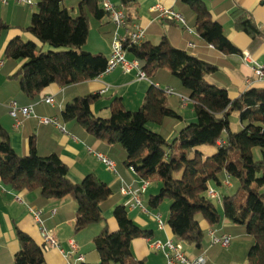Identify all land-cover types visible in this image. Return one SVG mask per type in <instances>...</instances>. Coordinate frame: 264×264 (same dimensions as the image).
I'll use <instances>...</instances> for the list:
<instances>
[{
  "label": "trees",
  "instance_id": "trees-1",
  "mask_svg": "<svg viewBox=\"0 0 264 264\" xmlns=\"http://www.w3.org/2000/svg\"><path fill=\"white\" fill-rule=\"evenodd\" d=\"M34 2L36 12L21 30L40 46L16 37L4 52L7 62H22L12 76L20 91L35 100L52 84L68 88L104 74L109 59L82 49L88 38L89 18L101 21L109 17L101 1L79 0L75 16L62 0ZM129 3L130 0H121L124 8ZM175 6L203 46L211 45L219 55L240 54L224 35L221 21L212 18L202 0H175ZM223 7L228 8V4ZM229 19L237 32L252 41L259 38L260 31L248 12L233 9ZM7 28L0 23V30ZM45 45L48 51H42ZM125 48L152 82L141 106L128 111L121 99H115L110 104L109 117L98 118L91 111L96 96H86L65 104L62 121H74L82 138L109 148L105 155L115 162L116 171L132 169L139 179H159V191L149 198L148 206L156 209L163 200L171 202L167 225L177 241L201 254L206 233L200 227V219L213 228L225 220L229 226L220 229L221 234L245 240L243 255L240 257L235 248L231 249L233 240L227 250L214 246L207 254H218L216 264H264V90L249 89L231 100L226 89L209 79L217 76L216 64L174 48L165 38L157 45L142 41ZM165 88L188 99L195 115V121L177 132L174 128L182 117L168 106ZM232 113L244 125L238 132L230 130ZM149 124L158 127V131L148 129ZM30 146L29 155H18L0 127V181L15 191L37 193L32 205L36 208H43L51 200L71 197L76 206V231L99 223L102 214L117 201L110 187L94 174H88L78 184L71 183L68 169L57 155L40 157L32 142ZM202 146L215 147L216 152L202 159L198 150ZM254 148L261 150L259 160L253 157ZM188 153L193 157L189 158ZM177 174L181 177L176 178ZM222 175L239 182L234 194L220 199L223 218L206 195L212 184H222ZM113 217L117 231L104 229L94 241L97 264H144L135 261L130 245L134 239L149 237L151 232L137 226L123 205L114 208ZM16 237L19 250L14 264L45 263L41 246L19 230Z\"/></svg>",
  "mask_w": 264,
  "mask_h": 264
},
{
  "label": "crops",
  "instance_id": "crops-1",
  "mask_svg": "<svg viewBox=\"0 0 264 264\" xmlns=\"http://www.w3.org/2000/svg\"><path fill=\"white\" fill-rule=\"evenodd\" d=\"M108 1L116 7L122 6L121 0ZM202 1H206L204 3L212 18L221 21L224 35L240 51L239 55L216 54L211 45L207 47L202 45L194 28L186 25L192 32L188 33L179 23L167 21L151 11L152 7L160 5L179 14L176 10L175 0H130L129 5L123 7V11L127 15L129 29H133V27L145 29L144 42L148 41L153 45H157L162 38H165L174 48L186 51L192 56L205 58L216 64L218 66L217 76L209 79L217 86L226 89L231 100H235L249 89L262 90L261 86L247 84V81H255L252 71L254 63L264 66V0H222L220 3H216L217 0ZM62 4L64 6L63 0ZM224 4H228V8H224ZM236 8L251 15L260 31V36L256 41H252L246 34L237 32L233 28L229 14ZM71 11L75 12L74 8H71ZM34 12L36 10L27 5L15 2H9L6 5L0 3V23L8 26L7 29L0 30V61L4 62L3 67H0V127L8 136L12 149L18 155H29L32 142L38 156L47 157L52 154L58 156L59 160L68 169L67 178L71 183L78 184L88 174H94L110 187L112 197H117L116 203L102 214V220L99 223L80 231L75 230L74 214L76 206L71 197L66 196L59 200H51L46 206L40 208L43 211L44 225L53 231L60 250L64 253L69 252L68 243L71 240L77 245V251L69 255L61 253L57 249L44 252V264H97L99 256L95 250L94 241L104 229H107L110 233L117 231L118 226L113 217V210L118 205L127 208L128 216L137 226L151 232L149 237L137 238L131 242L130 248L135 261L144 264H164L163 259L162 262L156 263V257L161 255L162 251L155 249V243H165L168 240L176 242L177 240L174 238L167 222L166 224L163 223L161 214L148 206L151 197L149 193L154 190L156 194L155 191L159 190L160 182L153 186L152 179H150L144 192L139 191L138 197L145 210L130 208L128 205L130 202L129 197L120 194L122 181L127 185L132 184L133 188L138 190L143 185L142 179L124 168L117 169V174L109 171L87 149L89 147L92 151L105 155L109 152V148L99 141H94L88 137L82 138L83 133L76 127L74 121L64 122L61 118V112L67 102L86 96H96L91 111L98 118L109 117V107L115 99H121L126 110L135 111L141 106L146 92L152 86V82L146 76L144 79L138 78L136 71L126 74L120 68H116L93 80L68 88H61L56 84H52L44 89L35 100H30L20 91L18 81L12 77L20 68L22 62H7L4 58V52L7 44L16 37H20L21 40L25 37L28 41L40 46L30 34L21 30L29 25ZM98 22V26L101 27L100 33L107 40L108 46L106 52L100 50L97 54H103L109 59L115 27L108 16ZM123 32V30H120L119 34L123 35ZM189 43H193L195 48H189ZM48 49L49 47H42V51ZM245 53L249 56L247 62L244 61ZM126 55H128V60H134L129 53H126ZM49 96L54 97L56 101L54 107L41 102V99ZM12 100L22 107L33 105V111L38 118L50 119L54 123L42 124L39 123V119L30 117L24 119L22 125L15 129L13 127L14 121L9 116L6 108V104ZM167 103L182 117V121L175 125V132L186 124L195 121L190 102L184 103L176 96H169ZM174 134H171L170 138ZM225 179H228V177H225ZM225 186L228 189L232 188L227 180H225ZM36 199L37 193L15 191L11 186L0 181V264H14L15 255L19 250L16 237V231L18 230L27 234L38 246H41L39 226L29 212V208L32 207ZM156 215L160 216L161 226L155 220ZM199 222L200 227L206 233L205 241L208 245L204 246L201 254L193 249L184 252L190 258L204 255L206 264H216L218 254L214 252L207 254L210 250L207 232L211 229L220 230L228 227L229 223L224 220L221 225L213 228L202 220ZM244 244L245 240L235 238L231 249L235 248L238 256L241 257ZM184 247L190 246L184 244ZM79 255L83 257V262L75 261Z\"/></svg>",
  "mask_w": 264,
  "mask_h": 264
},
{
  "label": "built area",
  "instance_id": "built-area-1",
  "mask_svg": "<svg viewBox=\"0 0 264 264\" xmlns=\"http://www.w3.org/2000/svg\"><path fill=\"white\" fill-rule=\"evenodd\" d=\"M9 2H15L18 4L27 5L32 7L35 5L34 0H0V3L6 5ZM101 7L104 11H106L110 17L111 22L113 23L115 30L112 35L111 41V54L107 63V68L105 73L113 71L116 68H120L123 73H131L132 71L137 72V77L140 79L145 78L144 72L140 69L138 61L134 60H127L125 55L127 53L126 46L129 45H136L140 44L145 37V29L140 27H133V29H129V23L127 19L126 13L123 11V7H116L112 5L108 0H101ZM151 11L156 13L159 17L174 23H179L186 29L188 33H192L191 30L186 26L182 16L178 13L170 10L165 9L160 5H155L151 8ZM120 30H123V35H120ZM189 48H195L193 43L188 44ZM248 54H244V61H248ZM4 62L0 61V67H3ZM253 75L255 77V81H247V84L250 85H259L261 86L262 90H264V66L254 63L252 67ZM164 92L169 96H176L182 102L187 103L189 102L188 99L182 97L181 95L177 94L171 88L163 89ZM41 102L54 107L56 105V101L54 97L49 96L41 99ZM7 112L9 116L13 119L15 129L19 128L22 125V121L24 119L33 117L39 119V123L42 124H53V120L46 119V118H38L34 111L33 105L28 106H20L16 101H9L6 104ZM88 152L94 154L96 158L104 165L109 171L117 174L116 171V164L113 160L108 158L106 155L101 153H96L92 151L91 148H87ZM130 171L133 174H136L132 169ZM143 185L140 189H134L133 185H127L122 181V185L120 187V194L123 196H128L130 199L129 207L140 208L141 210H145L141 204V201L138 197L139 191L144 192L147 182L142 180ZM207 197L213 201L220 202V198L218 193L212 188L209 187L207 191ZM29 212L34 218L36 224L39 226V234L41 237V247L44 252H47L52 249H57L61 253H64L60 250L58 241L53 233V231L46 228L44 225L43 220V211L40 208L30 207ZM155 220L158 222L159 226H161L160 216L156 215ZM208 235V242L209 247L218 246L222 249H227L233 240V237L226 234H221L220 230L211 229L207 232ZM69 252H65L64 254L69 255L71 253H75L77 251L76 243L71 240L69 241ZM155 249L161 250L165 259V264H206V258L204 255H200L198 257L190 258L183 250L184 243L181 241L173 242L171 240L166 241L165 243L157 242L154 245ZM76 262H83V257L81 255L77 256L75 259ZM69 264V263H68Z\"/></svg>",
  "mask_w": 264,
  "mask_h": 264
},
{
  "label": "rangeland",
  "instance_id": "rangeland-1",
  "mask_svg": "<svg viewBox=\"0 0 264 264\" xmlns=\"http://www.w3.org/2000/svg\"><path fill=\"white\" fill-rule=\"evenodd\" d=\"M63 1H64V7L66 9H68V11L72 12L71 8H74L75 12H72L71 14L73 16H75L76 15V10H77V5H78L79 1H75V0H63ZM204 2H206V1H204ZM30 8L36 10V6H32ZM98 23L99 22L94 20L92 17L89 18V32H88V38H87V41H86L88 43V46H87V43H86L84 45V47L82 48L84 51L91 52V54H94V55L97 54V52L100 51V50H104L106 52V50H107L106 48L108 46L107 40L104 39L102 34L100 33L101 32V27L98 26L99 25ZM22 41L23 42H27L28 39L24 37L22 39ZM45 46L48 47L47 45H45ZM48 50H46V51H48ZM127 56L128 55H126V59L128 60ZM229 121H230V130L232 132H238V131L242 130L243 127H244V125H242L239 122L238 115L236 113H232L229 116ZM147 127H148V129L153 130L154 132L158 131V127H156L154 125L149 124ZM198 150L202 154V159H206L207 157L212 156L216 152V148L215 147H211V146H202ZM177 152H178L177 148L175 147V153H177ZM252 154H253V157H254L255 160H259L261 158V150L258 149V148H254L252 150ZM188 157L192 158L193 154L192 153H188ZM180 177H181V174H177L176 175V178H180ZM220 178H221V181H222V184L220 186H217L215 184L211 185L212 188L215 191L218 192V196H219L220 199H222V197H224V196L232 195V194H234L237 191V188L239 187V182L237 180H235V179H225L224 175L220 176ZM225 180H227V182L232 185V188H230V189L226 188ZM144 181H146L147 184H148V180H144ZM159 182L160 181H159V179L157 177H153L152 178V183H153L152 185L153 186L154 185L156 186V183L159 184ZM158 191H155V192L158 193ZM149 194L151 196H155L156 195L154 193V190L151 191ZM170 204H171V202L169 200H163L159 204L158 208L155 209L156 212L161 214L164 224H166L167 219H168ZM214 204H215V206L217 208L218 213L223 218V211H222L221 203L217 202V201H214ZM200 221H201V219H200ZM207 245H208L207 242L204 240V246H207ZM212 247H214V246H212ZM228 248H230V247H228ZM191 249H192L191 247H184V251H191ZM220 249H222V248H220ZM161 255L156 257V263L162 262V259L165 262L163 253Z\"/></svg>",
  "mask_w": 264,
  "mask_h": 264
}]
</instances>
